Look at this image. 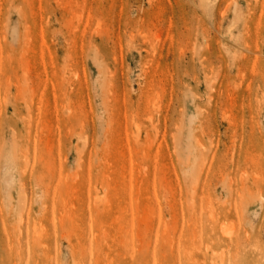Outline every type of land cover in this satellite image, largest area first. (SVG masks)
<instances>
[{
    "label": "rangeland",
    "instance_id": "1",
    "mask_svg": "<svg viewBox=\"0 0 264 264\" xmlns=\"http://www.w3.org/2000/svg\"><path fill=\"white\" fill-rule=\"evenodd\" d=\"M0 4V264H264V0Z\"/></svg>",
    "mask_w": 264,
    "mask_h": 264
},
{
    "label": "bare ground",
    "instance_id": "2",
    "mask_svg": "<svg viewBox=\"0 0 264 264\" xmlns=\"http://www.w3.org/2000/svg\"><path fill=\"white\" fill-rule=\"evenodd\" d=\"M1 5V4H0Z\"/></svg>",
    "mask_w": 264,
    "mask_h": 264
}]
</instances>
